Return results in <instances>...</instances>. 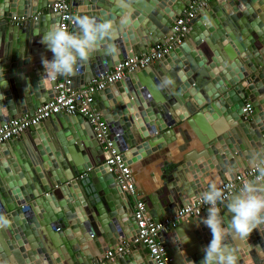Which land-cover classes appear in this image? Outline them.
I'll use <instances>...</instances> for the list:
<instances>
[{
    "label": "water",
    "instance_id": "obj_1",
    "mask_svg": "<svg viewBox=\"0 0 264 264\" xmlns=\"http://www.w3.org/2000/svg\"><path fill=\"white\" fill-rule=\"evenodd\" d=\"M259 1H208L205 8L196 9L188 39L125 80L90 93L95 109L115 135L116 152L129 165L145 157L148 150L172 142L173 126L181 119L204 145L196 159L185 158L164 196H150V205L143 199L156 222L174 215L178 205L200 197L216 178H221L218 185L234 179L242 167L239 156L245 158L246 167H253L248 160L254 153L264 157V0ZM54 2L0 0V125L34 114L55 96L56 82L45 74L42 64L53 54L40 42L60 21L50 7ZM192 2L132 0L131 23L118 31L114 41L101 45L73 75L77 89H85L125 58L169 42L177 18ZM118 3L76 0L74 6L77 14L118 22L122 14ZM210 33H216V38ZM229 39L233 45H228ZM110 44L115 45L114 53L108 51ZM232 61L238 73L225 70ZM4 66L9 68L1 71ZM222 116L231 117L228 124L233 138L226 133L215 135L218 119L213 120ZM103 155L90 122L83 115L64 112L0 143V214L11 222L10 227L0 229V264H28L26 259L29 264H43L39 258L49 264L48 257L55 260L52 264H93L104 259L116 242L135 240L134 199L120 188ZM227 156L232 168L223 166ZM196 169L202 179L187 181V174ZM18 189L24 197L20 204L13 192ZM221 209L227 223L231 214L225 206ZM207 215L208 209L200 218ZM196 221L193 217L186 222ZM185 226L183 221L162 235L166 252L172 264H201L211 231L205 225L198 235L185 234ZM250 237L253 245L232 237L226 243L239 264H247L248 259L264 264V225ZM90 238L97 242L82 245ZM145 249L144 244L130 248L107 264H155L145 256Z\"/></svg>",
    "mask_w": 264,
    "mask_h": 264
},
{
    "label": "built area",
    "instance_id": "obj_2",
    "mask_svg": "<svg viewBox=\"0 0 264 264\" xmlns=\"http://www.w3.org/2000/svg\"><path fill=\"white\" fill-rule=\"evenodd\" d=\"M76 0H55L50 7L59 15L58 24L63 25L71 31L76 28L72 23L71 17L77 15L74 2ZM208 0H198L192 4L190 10L184 11L176 20L175 32L170 37V41L165 44H157L151 51L142 55L127 57L113 69L99 74L85 89H75L73 86V76H58L51 78L56 82L54 86L55 96L49 102L44 103L34 114H27L20 118L10 120L4 125H0V143L17 138L30 127L42 123L51 116L64 112L70 115H83L91 124L96 139L101 144L104 152H107L105 163L109 171L114 174L118 180L120 188L130 194L134 199L133 216L138 227V235L132 242L134 245L144 244L148 249L151 258L155 264H172L173 260L166 252V247L162 241V235L171 228H175L181 222L189 218H198L202 216L208 205L205 204L201 196L192 198L186 205L180 206L174 215L166 217L161 222H156L148 215L147 204L141 199L136 191L135 178L131 166L121 153H117L114 147L115 135L110 134L107 123L102 119L94 105L90 93L96 90H103L108 85L123 81L130 74L145 68L151 62L163 58L179 44L190 31V22L195 15L197 8L207 5ZM16 22H21V18H16ZM249 108L247 105L246 110ZM255 176L254 167L242 170L234 179L225 180L220 185L231 184V192H236L242 186L243 182L253 180ZM127 243L120 244L106 253L104 259H100L99 264H107L108 261L122 256L127 251Z\"/></svg>",
    "mask_w": 264,
    "mask_h": 264
},
{
    "label": "clouds",
    "instance_id": "obj_3",
    "mask_svg": "<svg viewBox=\"0 0 264 264\" xmlns=\"http://www.w3.org/2000/svg\"><path fill=\"white\" fill-rule=\"evenodd\" d=\"M131 5L132 0H119L122 14L118 22L77 14L71 17L76 31H69L61 24L50 27L40 37V42L53 54L51 60H42L45 74L51 78L75 75L101 45L114 41L118 31L131 23ZM108 51L114 53L115 45L110 44ZM252 164L254 179L243 182L238 191L231 192L230 183L218 185L210 182L202 193V201L209 206L203 223L210 229L212 239L203 249L205 255L201 264H239L235 251L226 243L228 237L246 240L264 225V157L254 156ZM220 204H224L231 214L227 223ZM10 226L8 217L0 214V229Z\"/></svg>",
    "mask_w": 264,
    "mask_h": 264
},
{
    "label": "crops",
    "instance_id": "obj_4",
    "mask_svg": "<svg viewBox=\"0 0 264 264\" xmlns=\"http://www.w3.org/2000/svg\"><path fill=\"white\" fill-rule=\"evenodd\" d=\"M195 1L198 0H193V2L191 4H194ZM210 1V0H208ZM207 1V2H208ZM263 1V0H262ZM262 1H259V3L261 4ZM191 7H193L192 5L188 8V10L191 9ZM206 7V6H205ZM202 7V8H205ZM198 9V8H197ZM76 12V9H74ZM184 13V12H183ZM264 13V12H262ZM205 17V16H204ZM202 19V18H201ZM208 20V19H207ZM207 20H203V23H210L207 22ZM190 31H191V27H190ZM220 31V30H219ZM216 34V33H215ZM215 34H211V36H215ZM189 38V33L187 34V36L185 37V39ZM229 43L228 45H233L232 41L229 39ZM215 42L217 43V40L215 39ZM219 46H222V44L219 43ZM162 45V44H161ZM232 47V46H231ZM224 65V64H223ZM9 66H4L1 71H4L6 69H8ZM225 70L227 71H234L235 73L239 72V69L237 67V64L235 63V61H232L230 63V65L225 67ZM73 86L75 89H77V84L75 83V79L73 77ZM137 87V85H136ZM138 88V87H137ZM247 98V96L245 95V99ZM182 110V109H181ZM211 119V118H209ZM218 119V120H217ZM231 117L228 116L226 118H224L223 116L220 118L216 117L213 121L217 120L218 122H214L215 123V135L218 137L220 135H224L225 133L229 135V137L233 138L232 136V127L228 124V122L230 121ZM222 120V122H221ZM135 123L138 125L137 121L135 120ZM226 126L224 128V125ZM217 125V126H216ZM264 126V121L262 122V124ZM174 129V133H175V137L174 140L170 143H166L163 142L162 144H160L159 146H157V149L155 151L153 150H148L147 155L145 157H141L139 159H137L135 162H133L131 166L134 178H135V184H136V191H137V195L141 198V199H146L148 201V204L150 205V196H153L156 198V196H164L163 191H166V186L167 184H171V181L174 180V176L173 174H176L178 172V169L181 167L182 164L185 163V158L187 157H192V158H197L199 155H201V151H204V145L202 144V142L200 141L199 137L196 135V133L194 132V130L191 128V126L187 123V121L185 119H181V121H179L177 124H175L173 126ZM260 127H257V131L260 133ZM262 134V132H261ZM227 143H229L226 140ZM218 145V144H217ZM106 156H107V152H104L103 155V162H105L106 160ZM254 156L257 157V155L254 153ZM252 157V156H251ZM227 161V163H226ZM238 161L242 164V167L239 168V173L247 168H250L249 166H245L243 164V161L246 162L245 158L242 156L238 157ZM248 161H253V158H250V160ZM230 160L228 158V156L225 159V162L223 164L224 167H228L232 168L230 165ZM234 171V170H233ZM189 174H187V181L189 182H193V180L197 181V179L201 180L202 179V175L201 172L198 173V170H194L193 172L190 173V176L188 177ZM186 177V175H185ZM221 178L218 177L216 178L213 182H216L217 184L220 183ZM15 194V197H17L19 200V204L21 203V200L24 199L21 191L15 190L13 191ZM191 200V199H190ZM189 200V201H190ZM180 205H178L179 207ZM224 204H220L219 207H224ZM16 211L12 213V215H15ZM133 214V213H131ZM148 215L151 216V214L148 212ZM152 217V216H151ZM198 217V221H196L194 224L191 223H187L186 221L185 224L187 226H185V234H196L198 235L199 233H202L201 229L205 228V224L203 223V219L206 217ZM127 228V227H126ZM177 234L175 233V236ZM174 236V237H175ZM176 238V237H175ZM94 239L97 238H90L88 239L87 243L84 242L82 245H89L91 244H95ZM245 243L248 245H253L252 243H254V241L251 239V237H249L248 239L244 240ZM1 242V241H0ZM180 243V241H178ZM125 243L124 240L116 242L115 244L110 246L109 250L114 249L116 246ZM127 250H129L130 248H139V245H134L132 242L127 243ZM206 246H203V248H205ZM256 249L258 248L257 245L255 244ZM91 251L90 249H87L86 251ZM245 250V249H243ZM259 251V250H257ZM246 252V251H245ZM145 256H150V253L148 251V249H145ZM246 256V255H245ZM259 256L262 257V252L259 251ZM151 257V256H150ZM40 261L43 262L42 258H39ZM117 259V257L115 258ZM113 259V260H115ZM113 260H110L109 262H112ZM152 262L153 259L151 258ZM47 261L49 262V264L55 263V260H53L51 257H48ZM26 262L29 264L30 260L26 259ZM100 260H96L93 264H99ZM247 264H253L251 259H248L246 261Z\"/></svg>",
    "mask_w": 264,
    "mask_h": 264
},
{
    "label": "bare ground",
    "instance_id": "obj_5",
    "mask_svg": "<svg viewBox=\"0 0 264 264\" xmlns=\"http://www.w3.org/2000/svg\"><path fill=\"white\" fill-rule=\"evenodd\" d=\"M180 206H183V205H180ZM180 206H179V207H180ZM179 207H177V209H178ZM177 209H176V210H177ZM160 222H161V221H160Z\"/></svg>",
    "mask_w": 264,
    "mask_h": 264
}]
</instances>
